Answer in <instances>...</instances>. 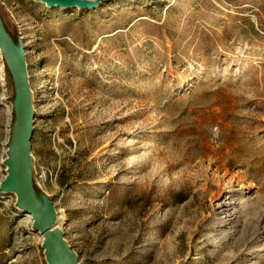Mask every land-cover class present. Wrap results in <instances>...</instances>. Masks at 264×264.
<instances>
[{
    "label": "rangeland",
    "instance_id": "obj_1",
    "mask_svg": "<svg viewBox=\"0 0 264 264\" xmlns=\"http://www.w3.org/2000/svg\"><path fill=\"white\" fill-rule=\"evenodd\" d=\"M0 15L25 52L35 189L81 264H264V0ZM12 93L0 54V264H46L1 189Z\"/></svg>",
    "mask_w": 264,
    "mask_h": 264
},
{
    "label": "water",
    "instance_id": "obj_2",
    "mask_svg": "<svg viewBox=\"0 0 264 264\" xmlns=\"http://www.w3.org/2000/svg\"><path fill=\"white\" fill-rule=\"evenodd\" d=\"M48 7L94 9L108 0H34ZM0 54L13 83L12 123L7 140V175L1 189L16 196L15 206L31 217L32 229L42 236L46 264H81L74 249L57 225L48 196L37 192L33 180L32 137L35 110L23 43L8 32L0 15Z\"/></svg>",
    "mask_w": 264,
    "mask_h": 264
},
{
    "label": "bare ground",
    "instance_id": "obj_3",
    "mask_svg": "<svg viewBox=\"0 0 264 264\" xmlns=\"http://www.w3.org/2000/svg\"><path fill=\"white\" fill-rule=\"evenodd\" d=\"M238 193L242 196L244 193H245V191L244 190H242V189H240L239 191H238ZM237 194V193H236ZM234 200H235V194L234 193H232V194H230L229 196H227V197H225L224 198V200L222 201V202H220L217 206L218 207H223V206H226V205H230V204H232L233 202H234ZM244 201V200H243ZM222 210V209H221ZM27 217H29V218H31L30 217V215H28L27 214ZM58 226H59V224H58Z\"/></svg>",
    "mask_w": 264,
    "mask_h": 264
},
{
    "label": "trees",
    "instance_id": "obj_4",
    "mask_svg": "<svg viewBox=\"0 0 264 264\" xmlns=\"http://www.w3.org/2000/svg\"><path fill=\"white\" fill-rule=\"evenodd\" d=\"M144 24H146V25H151V26H154L153 24H151L150 22H143ZM159 28V27H158ZM158 35L160 36L161 34H160V32L158 33ZM156 36V35H155Z\"/></svg>",
    "mask_w": 264,
    "mask_h": 264
}]
</instances>
